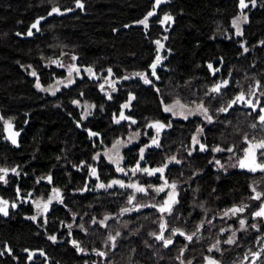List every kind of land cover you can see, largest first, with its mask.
<instances>
[{
	"label": "trees",
	"instance_id": "1",
	"mask_svg": "<svg viewBox=\"0 0 264 264\" xmlns=\"http://www.w3.org/2000/svg\"><path fill=\"white\" fill-rule=\"evenodd\" d=\"M155 2L79 0L78 7L77 0H0V168L9 170L0 173V200L9 203L8 215L0 213V264H205L206 257L217 264H264V218L253 216L264 204V171L239 167L245 136L264 140V0H245L244 9L240 0ZM54 7L59 12L49 15ZM150 11L146 28L139 21ZM165 15L172 20L162 24ZM238 16L246 19L235 36ZM38 20L39 30L32 28ZM162 37L167 53L155 81L150 70ZM62 55L75 57L81 77L51 94L37 89V78L45 88L66 77L50 64ZM130 73H144L150 83L125 79ZM224 81L219 92L210 91ZM242 92L255 108L245 102L228 108ZM177 100L203 105L211 122L165 113ZM122 112L127 119H120ZM5 121L19 133L15 144ZM157 122L165 126L159 134L151 127ZM198 128L204 151L191 150ZM132 133L140 138L122 150L123 176L101 154ZM216 161L236 167L224 172ZM138 163L164 172L133 173ZM257 163L264 164L259 151ZM113 180L126 187H107ZM101 183L105 188H97ZM159 186L165 188L157 193ZM53 189L60 199L32 219L36 201H47ZM257 192L260 199L253 198ZM169 194L176 202L161 213ZM233 207L245 210L228 218L224 213ZM162 222L164 239L173 241L167 247L155 238ZM174 229L185 235H173ZM229 238L232 244L225 243ZM27 252L44 257L29 261Z\"/></svg>",
	"mask_w": 264,
	"mask_h": 264
},
{
	"label": "snow or ice",
	"instance_id": "2",
	"mask_svg": "<svg viewBox=\"0 0 264 264\" xmlns=\"http://www.w3.org/2000/svg\"><path fill=\"white\" fill-rule=\"evenodd\" d=\"M161 2H162V0H156L154 7L158 6ZM252 3L254 4V3H255V0H252ZM77 6H78V7H83V5H81V4L79 3V0H77ZM247 6H248V5L245 3V0H240V8H241V9H244V8H246ZM58 12H59V9L54 7V8L52 9V11L49 13V15H51V14H53V13H58ZM153 15H154V12L150 11V12L144 17L143 20L139 21V23H140V24H143V25L147 28V26H148V23H147V22H148V19H149V17H151V16H153ZM245 19H246V18H245ZM171 20H172V17H171V16H169V15H165L164 18H163V20L161 21V23L163 24V23L168 22V21H171ZM38 24H39V20H38L36 23H34V24L32 25V28H36L37 30H39V29H38ZM233 24L236 25V21H233ZM237 34H240V30H239V27H238V26H237ZM28 35H32V31H31V29L29 30ZM156 43H157V45H158V48H163V45H162L159 41H156ZM245 51H247V49H245ZM73 59H75V57H73ZM52 62H53V63H58L57 61H52ZM159 62H160V57L158 56L157 59H156V62L153 63V64L151 65V68H152V74H153V75H155V69H156V66H157V64H158ZM209 67L211 68V65H209ZM71 71H72V70L70 69V74H71ZM108 71H109V73H111V69H109ZM88 72H89L90 75L92 74V70H91L90 68L88 69ZM32 75H33V76H36L37 74H36V72H32ZM135 75H137V76H139L141 79H143V81H144L145 84L150 83V80L147 78V76H146L144 73H136ZM127 78H128V77H125V79H127ZM69 83H72V81L69 80ZM226 84H227V81H224L223 84H218V85H216V86L213 87L210 91L213 92V93L219 92L220 89H221V87H223V86L226 85ZM36 87H37V89L42 90V91H48V90H49V89H43V88H41V85H40V83H39V78H37ZM103 87H104V86L101 85V89H102V90H103ZM131 99H133V97L130 96V97H129V100H131ZM237 102H245V103L249 104L250 106H252L253 108H255V106L252 104V102H251L250 100H248V101L245 100V95H244L243 92L240 93V94L236 97V99L233 100V101L228 105V108H231V107L233 106V104H235V103H237ZM73 103H78V102H77V101H73ZM177 105H179L181 108L184 107V105L180 104V101L177 100L173 106H171V107L166 106V107L164 108V111H165V112H172V111H173V108L176 107ZM89 107H91V106H89ZM123 107H124V108H127V107H128V104L123 105ZM228 108H221L219 111H221V112H226V111L228 110ZM199 111H201V112L204 114L206 120H208L209 122H211V119H212V118H211L210 116H208V114H207V109L204 108L203 105H200V106H199ZM260 112H261V115L259 116V121H260L261 124H264V108H261V109H260ZM181 114H182V113H181ZM189 114H191V113H189ZM173 115H176V113L173 112ZM82 118H83V117H82ZM186 118H187V117L185 116V119H186ZM120 119H127V117H125V116L123 115V112L121 113ZM117 123H119V120H117ZM133 123H135V121H133ZM151 127H155L156 130H157V133L159 134V131H160L161 129H163L165 126H164L163 124L157 122V123L151 125ZM252 127L255 128L256 125L253 124ZM11 129H12V125H11L10 121H5V130H6V131H9V132L11 133V134L9 135L8 138L11 139V141H12L13 144H15V143H16V139H15V137H16L17 135H19V133L11 132ZM197 131L200 132V131H202V130H201V129H198ZM89 135H96V133H89ZM192 141H193V144H198V143H199V140L197 139V136H193V137H192ZM244 142L248 145V147L244 149L245 156H244V158L240 159V161H239V166H240L241 168H249V170H251V171H253V172H255L257 169H259V170H261V171H264V164H262V163H257V153H258V151H259L260 156H264V140H260L259 142L253 143V142H251V141L248 140L247 136H245V138H244ZM120 143H121V142L118 140V141H116L115 144H113V149L116 151V157H117V158L113 159V157L110 156V157H109V160L117 165L116 170H117L118 172H123L124 169H123L122 167H120V160H121L122 158L119 157V151H118V145H119ZM152 143H153V144H157V140L154 138L153 141H152ZM157 146H158V145H157ZM199 147H200V150H201V151H204V150H205V145L200 144ZM227 150H228L229 152H232V151H233L232 148H229V149H227ZM140 151H141V159H143V153H144L145 149L142 148ZM214 151H222V149H220V148H216V149H214ZM189 154H191V153H189ZM95 158H96V157H94V159H95ZM248 160L251 161V164L246 163V161H248ZM177 162H178V161H177ZM216 163L219 164V161H216ZM253 165H254V166H253ZM165 167H166V166H165ZM8 171H9L8 169L0 168V173L7 174ZM11 171H12L13 173H15V172H16V169H11ZM138 171H143V172L146 173L147 175L152 176V175H155L156 173H161V174H162V173L164 172V168H157V169H140V167H139V163H138V164H137V167L134 168V169H132V172L135 173V172H138ZM91 174H92L93 176L96 175V169H95V168H93V169L91 170ZM50 179H51V178H49V180H50ZM4 180H5V176H4V175H0V181H4ZM5 182H6V181H5ZM115 184L120 185V187H126V185H124V184H123L121 181H119V180H113V181L111 182V184L107 185V187H112V186L115 185ZM165 186H167V181H165ZM98 187H100V188H105V185L101 183V184L98 185ZM127 187L134 188L137 192H144V191H145V189H144L143 187H140V186H138V185H136V184H130V185H127ZM171 187H172V188H175V185L173 184V185H171ZM155 190H156L157 193H159V192H163V191H164V188L161 187V188H157V189H155ZM253 191H255V190L253 189ZM53 192H54L55 195L49 199L48 203L43 204V206H41L40 202H36V207H37V209H41V207H42V210H43L44 212H46V211L48 210V204L51 203V200H52V199H57V200L60 199V193H59V190H57V189H53ZM260 197H261V193H258V192H257L256 195H255V197H253V198H254V199H260ZM175 202H176V201H175V198H174V194H169V198H168L167 200L164 201V204L161 205V206L159 207L158 211H160L161 213H164V212H169V213H170V212L172 211V205H173ZM129 203H132V198H131V197L129 198ZM8 207H9V203H8V201H6V200H0V213H2L3 215L7 216V215H8ZM11 207L15 208L16 205H15V204H12ZM245 207H246V206H245ZM245 207H239V208H237V207H233V208L229 209L228 211H226V212L224 213V215L227 216V215L229 214V212H230L233 216H235L237 213H242V212L245 210ZM128 211H129V209L125 208V209L122 210V213H125V212H128ZM253 216H254V217H257V218H264V204H262V205L260 206V208H259L258 211H256L255 213H253ZM32 219H35V217H32ZM105 219H107V217H106ZM244 225H245V221H244V220H240V226H241V228H244ZM69 227H70V226H69ZM165 227H166L165 224H164V223H161V224H160L161 234H160V235H155V234H153V235H155V238H156L157 240H163V242H164V246L167 247L168 245L172 244L173 241H172L170 238H169V239H164L163 231H164ZM253 227H255V225H253ZM172 234H173V235L179 234V235H181V236L185 235V234H184L183 232H181L179 229H174L173 232H172ZM117 235H119V233H117ZM193 235H195V233H193ZM234 236H235V233H233V237H234ZM49 238L52 239V240H55V239H56L54 236H53V237H49ZM192 238H193L192 235L186 236V239L189 240V241H191ZM109 239H110V240H115V237H111V236H110ZM73 243L75 244V241H73ZM225 243L232 244V243H233V238H229L227 241H225ZM218 244H219V241L217 242V245H218ZM217 245H213V248H217ZM217 250H218V248H217ZM78 251H82V249H79V248H78ZM209 251H212V248H210ZM41 254H43V253H41ZM97 254L100 255V256H104V255H105V253H103V252H99V253H97ZM252 255H253V257H256V256L258 255V253H252ZM30 258H31V257H30ZM246 258H247V257H246ZM205 259H206L207 264H217V262H216L215 260L211 259V258L206 257Z\"/></svg>",
	"mask_w": 264,
	"mask_h": 264
},
{
	"label": "rangeland",
	"instance_id": "3",
	"mask_svg": "<svg viewBox=\"0 0 264 264\" xmlns=\"http://www.w3.org/2000/svg\"><path fill=\"white\" fill-rule=\"evenodd\" d=\"M233 21H236V25H234L233 22H232V25H233V28H234V35L235 36H239L241 34V32H240V34H237V26L239 27V30H240L241 25L245 21V18L242 17V16H238ZM165 40H166L165 37H162L160 40H157L163 45V48H158V45L155 42V58H154L153 63L156 62V59H157L158 56L160 57V62L157 64L156 69H155V75L152 74V69L150 70L151 78L153 80H155V81H157L156 70L162 67L163 62L166 59L167 50L165 49V46H164ZM55 61H57L58 63L51 62L50 64L55 66V67H57V68H59V69H61V70H64L66 72V77L63 80H56L52 85L43 88V89H49L48 91H44V92L50 93V94L54 93L57 90H59L61 87L71 85L76 78H80L81 77V71L75 65V61H74L72 56L62 55L58 60H55ZM70 69L72 70L71 74H70ZM28 72H29V74L31 76H33L32 75V72H33L32 70H28ZM126 76L130 77V78H133V79H141L139 76L135 75V73L126 74ZM33 77H35V76H33ZM69 80H71L72 83H69ZM105 84H106L105 90H107V92H109V90L111 88L110 87L111 84H110L109 81H106ZM174 104L175 103H172V104L166 105V106L171 107ZM88 112H89L88 111V107L86 106L85 113L83 115H86ZM173 112H175L176 115H173ZM165 113L171 115L175 119L188 120V119H192V118H202L204 120V122H206L207 124L209 123V121L205 119L204 114L201 111H199V106L194 107V108L184 106L183 108H181L179 105H177L176 107L173 108L172 112H165ZM189 113H191V114H189ZM185 116L187 117L186 119H185ZM198 129H201L202 131L198 132L197 131ZM198 129L196 130V132L194 133L193 136H197V139L200 140V137L202 136V133H203V129L202 128H198ZM139 138L140 137H139L138 134L132 133V134L128 135L126 138L119 139V141L121 143L118 145V151H119V157L122 158L120 160V166H121V164L123 162L122 150L124 148H126V147H129V146H132L133 144H135L139 140ZM199 145H200L199 143L198 144H193V141H192L191 150L193 151L196 147L200 148ZM101 155L103 157H105L107 159V161L111 165H113V166H115L117 168V165L109 160L110 156L113 157V159L117 158L116 157V151L113 149V145H111L108 149H106ZM173 163H176V161L175 160H170L169 161V164H173ZM246 163L251 164V161L248 160V161H246ZM235 167H236L235 163L234 164L232 163L230 165L228 164V166H222L221 164H218V169H222L224 172H227V171H229V170H231V169H233ZM245 169L249 170V168H245ZM249 171H251V170H249ZM119 173L122 174L123 176L126 174V172H124V171L123 172H119ZM132 176H133V173H131V175L128 176L127 178H131ZM123 184L125 185V183H123ZM98 185L99 184H97V188H100V187H98ZM113 186H120V185L115 184ZM161 187L165 188V186H159L158 188H161ZM51 197H53V196H51ZM49 199L47 201L37 200L36 202H40L41 206H43V204L48 203ZM55 200L56 199H52L51 203L53 201H55ZM51 203L48 204V208L51 205ZM44 214H45V212L42 210V207H41V209H37L36 203H35V215H34L35 219H37L38 217H42ZM238 214L239 213H237L235 216H237ZM227 217L228 218H232L233 215L229 212ZM162 223H164V222H162ZM160 234H161V228H160V233L158 235H160ZM27 256H28V260L29 261H31L32 259H34L35 257H38V256L39 257H44V255L41 254L40 252H27ZM45 264H47V263H45ZM205 264H207V262Z\"/></svg>",
	"mask_w": 264,
	"mask_h": 264
},
{
	"label": "water",
	"instance_id": "4",
	"mask_svg": "<svg viewBox=\"0 0 264 264\" xmlns=\"http://www.w3.org/2000/svg\"><path fill=\"white\" fill-rule=\"evenodd\" d=\"M239 7H240V2H239Z\"/></svg>",
	"mask_w": 264,
	"mask_h": 264
}]
</instances>
